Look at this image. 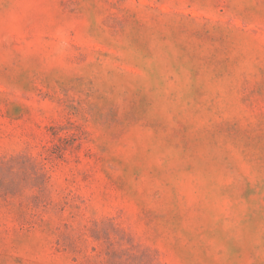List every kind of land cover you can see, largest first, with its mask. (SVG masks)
Instances as JSON below:
<instances>
[{"label": "rangeland", "instance_id": "1", "mask_svg": "<svg viewBox=\"0 0 264 264\" xmlns=\"http://www.w3.org/2000/svg\"><path fill=\"white\" fill-rule=\"evenodd\" d=\"M0 264H264V0H0Z\"/></svg>", "mask_w": 264, "mask_h": 264}]
</instances>
